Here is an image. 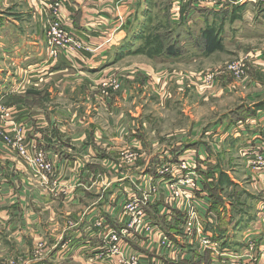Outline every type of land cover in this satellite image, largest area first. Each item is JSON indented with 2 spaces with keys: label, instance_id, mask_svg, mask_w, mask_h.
<instances>
[{
  "label": "crops",
  "instance_id": "1",
  "mask_svg": "<svg viewBox=\"0 0 264 264\" xmlns=\"http://www.w3.org/2000/svg\"><path fill=\"white\" fill-rule=\"evenodd\" d=\"M257 1L242 0L241 3L236 4L235 9L230 13L236 16L233 20L232 17H226L229 13H222L224 16L221 22L222 32H225L226 19L230 24L241 18L248 19L247 26L250 18L254 17L259 21L264 19L262 10L252 14L254 16L250 18L246 17L248 7L255 5L253 3ZM48 2L49 0H0V54L2 66L6 67L3 70L0 66V100L16 98L22 91L20 88L27 84L30 85L28 89L41 86L49 88V85L52 88V82L59 80L64 84L63 91L55 92L52 89L49 92L55 96L70 97L73 100H77L76 98L83 93L85 95L80 99L84 98V100L78 103L84 108L78 111L70 108L57 109L54 113L45 116L41 107H30L20 103V105L5 107L0 104L3 110L13 115L12 118L6 119L7 122L0 120V132H5L12 140L16 137L22 138L31 148H43L50 153L51 159L55 162L53 174L42 176L35 172L25 160L19 158L12 148L0 141V264H25L29 257H42L46 264H59L58 261H61L64 255L69 256L67 261L80 260L81 262H78L80 264H99L97 261H103V259L97 258L93 250L103 246L106 241L102 235L112 231L120 234L121 246L120 253L110 258L118 262L122 258L128 261L134 260L133 264H136L135 261L141 263L143 256L147 257L146 253H150L144 248L152 247L153 237L157 243V248L154 247L155 252L161 257L157 234H147L139 228L129 226V218L121 210L124 199V195L122 197L121 194L123 190L135 188L136 185L137 188H142L141 191L135 188L140 195L148 188L150 179L153 178L152 183L155 182L156 165L159 164L158 156L164 152V149L157 152L159 145L157 142H152L151 147L154 152L149 155L142 150L141 143L136 140L134 134H130L126 109L121 108L122 102L127 103L128 95H130L126 90H122L113 100L110 96L107 102L97 103V108L96 105L90 104L94 88L92 86L101 88L104 83L119 81L116 78L118 76L113 75H110L111 79L105 81L103 78L108 76L109 72L115 71L125 77L119 65L133 56H126L120 61L115 58L114 64H112L114 61L112 57L119 52L118 46L125 37L126 29L115 34V42L109 47L96 52L83 51L73 62L62 55L56 59V62L51 61L45 43V34L51 18L50 11L46 8ZM118 2L119 0H68L61 11L64 25L70 34L83 39L85 46L94 48L104 40L105 36L113 32L117 26V17L123 16L129 28L135 22V14L140 11L139 14H142L140 17H142L144 4L148 6L146 0H128L121 6ZM152 3L154 4V0ZM187 5L192 6L185 4L178 12H175L170 0L165 8L166 13L162 12L166 24L171 25L169 22H172L178 25L184 19L190 29L192 24L198 21L203 23L204 28L207 22L209 24L217 20L213 15L208 16L202 11L206 8L199 6L187 8ZM259 21L256 23L264 25V22L259 23ZM216 25L219 26L220 22L218 21ZM134 49L137 50V46ZM156 56L153 59L160 63L158 66L165 68L156 69L155 64L147 67L148 73L145 76L152 86V89L147 90L149 97L157 94L158 91L154 93L155 87L159 89L161 95L163 91L168 92V87L173 82L179 86L188 82L194 83V78L188 73H182L173 68L172 64L176 63L180 57ZM257 59L259 60L252 62L253 65L264 66V60L259 57ZM171 70L179 74L177 78L168 74ZM72 83L77 86L66 89ZM52 109L54 108L49 107V111ZM238 109L241 107L236 110ZM105 110L107 115L104 114ZM257 113H260V121L264 128V102H262V109H257L253 116ZM113 118L115 120L111 123ZM32 119L35 122L30 123ZM112 126H114L113 129H111ZM234 129L240 130L241 133L233 137ZM257 130H251L247 142L252 141L259 145ZM249 132V130L246 132L238 129L236 124L232 125L230 120L225 119L204 130L200 134V145L197 147L192 146L194 143L198 144L199 140H196V143L187 138L185 142L184 138L181 144L173 145L174 150H166L167 157L176 161L178 155L191 150L197 151L198 169L203 170L209 178L208 184L215 189V184L220 180V170L216 168V152H219L220 148L218 150L217 148L222 141L219 137L223 136L222 139L232 141L235 148L241 149L247 142L238 146V139L241 136L246 137L248 135L246 133ZM164 138L167 139V137ZM183 143L188 146H184ZM189 146L191 148L187 149ZM131 158L132 161H130ZM94 159L99 160L96 164L105 169V171L102 169V174L99 173L101 171L96 172L93 169L91 162ZM249 174L252 194L251 190L235 183L227 174L231 183L228 187H226L227 184H223L222 190L221 188L216 190L219 196L216 206L212 202L214 197L209 193L210 198L208 195L204 197L208 205L207 210L200 207L195 210L199 214L202 233L209 234L216 242L221 243V246L226 239H233L232 234H225L226 229L229 228L227 225L232 224V214L234 216L236 211L241 217L249 213L247 210L251 205L242 202V199L245 197L253 199L256 216L261 210L258 200L264 195V172L254 174L249 169ZM223 192L230 196L231 200L225 202V197L221 194ZM233 194L237 199L240 196L241 202L239 199L237 202ZM230 201H234V204ZM235 205L237 210L234 208ZM171 206L163 203H151L144 206L146 214L160 229L164 230L163 226L173 222L174 230L178 231L177 234L166 235L167 240L172 243L171 248L166 249L168 258L161 261L165 264H173L174 259L177 264H188L190 261L193 264H201L204 260L208 262L209 257L206 253L210 252L199 248L198 234L195 233L191 240L182 235L181 225L185 213L181 212L182 209L179 207ZM154 212L161 216L163 226L158 218L156 219ZM240 223L241 226L238 225L236 231L241 230L242 240L246 242L247 238H250L256 242L257 246L259 243L255 252L258 261L248 262V264L264 263V221L261 219L260 224L253 225L251 231L247 230L249 225L242 218ZM236 225V223L233 225V230ZM139 254L141 256H138ZM19 257L25 259L20 261ZM151 257L147 259L152 261Z\"/></svg>",
  "mask_w": 264,
  "mask_h": 264
},
{
  "label": "rangeland",
  "instance_id": "2",
  "mask_svg": "<svg viewBox=\"0 0 264 264\" xmlns=\"http://www.w3.org/2000/svg\"><path fill=\"white\" fill-rule=\"evenodd\" d=\"M152 2L153 0H146L148 6L144 4V9H143L144 14L142 17H140L142 15L139 14L140 11L135 14L136 15L135 22H133L132 26L128 28V31L125 30L126 32L124 34L125 37L123 38V40H121L118 46L120 47L121 44H123V42L128 38L127 39L128 44L132 46V48L133 47L135 48V46H137V48H140V46H143V44L145 43L147 44V47H144L140 52L138 51L134 55L127 54L128 49L126 50L122 49L121 51L119 50V52L112 57L114 58L112 64L115 63L116 61L115 58L116 59L118 58V60L120 61L126 56H133V58L126 59L125 61H123V63H121V65H119V69H121L125 77L117 74L118 72L115 73V71L109 72L108 76H104L103 78L105 81L111 79L110 75L118 76L116 78L119 81H115L113 83H111V81L104 83L101 85V88L100 86L98 87L92 86L94 88L92 90V95H91L92 100L90 101V104L91 105L93 104V106L96 105L97 108L98 105L97 103H103L104 101L107 102V99H109L110 96L113 100L116 96H118L121 93L122 90H126L127 92H129L130 95H128L127 103H124L123 101L121 108L126 109V114L128 115L126 116V119L130 125V134H134L136 140L140 141L142 150L146 151L145 153L148 154L149 153L153 154L154 152L152 151V147H151L152 142L158 143L159 146L157 152L162 151V149H164V152H166L167 149L169 151L174 150L175 148H173V145L174 144L179 145V143L181 144V142L183 141L182 139L184 138H185L184 139L185 142L187 138H190V140L191 139L194 140L193 142L196 143H197L196 140H199L198 141L199 143L197 144L198 146L200 145V134H202L203 131L209 128L211 125L217 124L225 119L230 120V113L235 111L237 108L241 107L253 111L255 106L260 105V103L264 102V66L259 67L253 65L252 63L255 62L256 60L257 61L259 60L257 59V57H259L260 59L262 58L264 60V25L256 23V21H259V19H255L254 17L250 18L254 16L252 15L254 13L259 12L261 10L264 11V0H261V2L260 0H258L256 3H253L255 5H251L250 7H248L249 17L247 15L246 17L251 19L249 20L250 23L248 24V26H247L248 19L244 20L241 18V20L234 21L231 24L228 23L227 21L228 19H226V22L224 24L225 32L223 31L221 33V38L223 40V43H225V47H223L221 51L214 52L210 55L201 54L200 48L197 47L198 42L200 44V40L198 41V37H200V29L203 28L202 22L200 21L194 22L191 26V29L187 26V24L184 27L177 28L176 32L177 30H179L178 32H181L182 29L185 30V32H182V34L178 38L181 44V48L183 49V52L182 55L180 56V59H178L176 63H173L172 66L173 68H176L180 72L186 74L188 73L190 76H192V78H194L193 79L194 83L192 84L188 82L185 85L183 84L179 86V84L173 82L169 85L168 92L163 91L161 95L159 89L155 87L154 93L158 91L157 94L156 95L153 94L152 96L149 97L147 95L149 94V91L147 90H150L152 86L151 83L147 80V77L145 76L148 73L147 67L151 64H155L156 69L165 68L160 65L158 66V64L160 63H158L153 59L157 56L153 55L155 51L151 52V49H154L156 43L160 42V40L161 41L165 40L164 39L165 36H163L162 34H165V32H167L166 28L171 29L172 27H176V25H174L172 22H169L171 24L170 25L171 27L170 26L167 27V24L163 20V16H162L163 11L166 13L165 8L170 3V0H154V4ZM232 10H233V6H230L226 9V11L229 12V14L232 12ZM220 11L221 10L219 11L210 10L209 12L211 14L210 13L209 14L210 15H214L213 13L218 14L220 13ZM166 19L168 20V18ZM216 21L218 22V19L215 20V22ZM261 21L264 22V19L262 18V20H260L259 23ZM48 29L49 26H47V30ZM171 35L172 37H176L175 32H172ZM48 39L49 36L46 33L45 34L46 45ZM79 41H81L83 44L81 45V47L83 49H86L83 39L79 38ZM102 42L97 44L94 48H92L89 45L91 47V50L89 52H96L97 50L102 49L101 47ZM83 51L86 50H80L75 53H70L65 58L68 61L73 62L77 58L76 56ZM60 56L61 55L58 54L54 58L48 55L49 59L55 62L56 59H58V57ZM243 58H247L246 73L244 77L236 78L233 75L229 74L227 69H224L226 65L241 60ZM0 64H1L0 66L3 65L1 54H0ZM4 68L6 67L2 66L3 70ZM168 74L171 75L173 78H177L176 76L179 75L177 72H173L172 70ZM210 74H216L214 83L203 84L202 79L204 78V75H210ZM104 85L105 87H103ZM28 86L30 85L27 84L23 86V88H20L22 91L19 94V96H17L16 98L14 99L4 98L3 100H0V104L5 107L16 106L17 104L18 105L24 104L30 107L33 106L41 107L44 110L45 116H48L52 112L54 113L57 109L70 108L71 110L78 111L79 109L84 108V106L79 104L84 100V98L83 100L80 99L82 96L85 95L83 93L80 94L79 98L78 97L76 98L77 100H73L70 99V97L67 98L63 96L58 97L57 95L55 96L53 93L49 92V90L52 89L55 92L63 91L62 89L64 84H62V82H59V80H57L56 82H52V88L51 85H49V88L47 86H41L36 89L35 88L28 89ZM70 86L76 87L77 84H73V83L69 84V86L66 89H70L69 88ZM106 106L108 105L106 104ZM49 107L54 109H52V111H49ZM255 112H257L256 109ZM104 114L107 115L106 110ZM12 117L13 115L11 114L9 118ZM114 120L115 119L113 118L111 123H113ZM31 122H35V121L32 119L30 123ZM113 128L114 126H112L111 129ZM237 133H241V131L234 129L233 137L236 136ZM250 133L251 131L249 133H246L248 134L246 135V137L241 136V138L238 139L239 141V143L237 142L238 146L247 142ZM164 137H167V139H165ZM219 138H221L222 141H220L221 142L219 144L220 146H218L217 148V150L220 148L219 152L218 153L216 152V158H217L216 168L218 167V170H220V174L223 173L224 175L228 174L229 176H231V178H233L235 183H238L242 185L244 188L251 190V194H252V188L250 186L251 176L249 174V167L247 163H245L246 160L242 159L243 158L242 150L238 149L237 147L235 148V145L232 144V141L228 142L227 140L222 139L224 138L223 136H220ZM183 145L188 146V144L186 143H183ZM192 147L195 148L196 146L193 145ZM198 149L203 150L201 148ZM151 160L154 161V159ZM98 161L99 160L95 161L94 159V161H92L91 163L93 164L94 167L93 169H95L96 172L101 171L99 173L102 174L103 167H100V165L96 164V162L98 163ZM103 170L105 171V169ZM229 176L228 178H230ZM234 182L232 184H234ZM230 183L231 182L229 181V184ZM235 185L238 186L237 184ZM226 187H228V184ZM161 190H163L162 187ZM221 194L223 195V197H225L224 199L225 202H228L227 200H231L229 199L230 196L225 195L224 192ZM238 199L241 202L240 196ZM242 200H243L242 202L251 205L250 209L247 210V212L249 213L246 214V216H241V217L238 215V212L236 211L234 213V216L232 214V219H233V221L231 220L232 224L227 225L229 228L226 229V233H225V234L230 233L233 235L232 240L225 241L228 245L232 244V245H239L242 247L245 244L244 240H242L243 237L241 236L242 235L241 230L238 231H236L237 229L233 230V225L235 223L241 226L240 223L241 218L247 225H249L247 228L248 231L252 230L253 225H255V222L257 221L258 216H256L255 213L256 209H254L255 207L253 205V199L249 197L248 198L245 197ZM156 202L157 201H153V203L157 204ZM231 204H234V201H232ZM227 205L229 207V203H227ZM172 206L174 208L177 207V205L174 204H172ZM234 208L237 210L236 205ZM181 212L185 213L183 209ZM154 215H156V219L158 218L159 222H161V225L163 226V220L161 216L157 215L155 212ZM168 223L169 224H167L166 226H163L164 230L161 229L160 235H158L157 233V238L160 239L161 241L162 238L165 239L168 235H173V233L176 234L178 233V231L174 230L175 227L173 226H175V224L173 222L172 224L171 222ZM183 224L181 225V228L184 231ZM263 232H264V228H263ZM192 236H195V234L193 233L191 236H189V238H191ZM152 240H153L152 247L149 246L147 248L146 247L144 248L150 252L149 254L146 253L147 257H151L150 255L153 256L158 255L155 252V248H157L156 247L157 243L155 241V238L153 237ZM170 248H171L170 246L164 248L159 245L158 249L160 251L159 254L162 255L161 257L160 255L156 256L155 258L151 257L152 261L151 260L149 261L147 257L143 256L141 263L139 261L137 262L135 261V263L165 264V262H162L161 260L164 258H168V250L166 249H170ZM163 251H165V253H163ZM138 256H141V254H139ZM62 258L63 259L61 261H58L59 264H80L78 262H81L80 260L67 261L68 260L67 258H69V256L66 257V255H64ZM97 258H99V256H97ZM18 259L20 261L21 260L23 261V259L25 258L19 257ZM36 259L37 258L35 257H29L26 263L35 262ZM41 259L44 258L39 257V261ZM101 259H103V261L98 260L97 263L99 264H133L134 263V260L128 261V260H123L121 258L120 261L118 262L117 260L112 258L107 259L106 256H101ZM173 264H177L175 259L173 260ZM188 264H193V262L190 261ZM201 264H215L210 253H209L208 262L207 261L205 262L204 260L201 262ZM262 264L264 263L262 262Z\"/></svg>",
  "mask_w": 264,
  "mask_h": 264
},
{
  "label": "built area",
  "instance_id": "3",
  "mask_svg": "<svg viewBox=\"0 0 264 264\" xmlns=\"http://www.w3.org/2000/svg\"><path fill=\"white\" fill-rule=\"evenodd\" d=\"M68 0H49L46 4V8L50 11L51 18L49 23V29L46 31L49 39L47 41L48 55L56 57L58 54L67 57L70 53H75L80 50L90 51L91 47L85 46L86 49L81 47L82 42L79 41L73 34L66 29L63 20L62 8L64 3ZM128 0H119L120 6L126 3ZM242 0H171L172 8L175 12H178L185 4H191L192 6H199L209 10H222L230 6H235L241 3ZM119 7V6H118ZM127 30V20L123 16L117 17V26L113 32L108 36H105L104 41L101 44L102 49L109 47L115 42V34ZM110 44V45H109ZM100 48V47H99ZM247 58H243L236 62H232L225 66L229 74L236 78L245 76L246 73ZM216 74L204 75L203 84L214 83ZM112 83V82H111ZM110 83V84H111ZM105 87V85L103 86ZM260 113L255 116L249 117L244 121H238L236 127L242 131L257 130V140L259 145H256L252 141H248L245 146L241 148L243 158L250 171L254 174H261L264 172V128L262 121L259 117ZM11 116L10 112L3 110L0 107V120L7 122ZM1 124V123H0ZM247 129V130H246ZM0 141L5 145L12 148L16 154L22 157L23 160L29 164L32 169L41 174L42 176H48L53 174L55 170V162L51 159L49 152L43 148H31L28 143L22 138L16 137L11 139L5 132H0ZM29 150V152L27 150ZM197 151L191 150L184 154L178 155L176 161H173L171 157H167L166 152L160 153L158 156L159 164L156 165L155 174L157 179L152 183L153 178L148 182L150 183L148 188L138 195L137 190L141 191L142 188H127L123 190L121 196L124 199L121 203V210L124 215L129 218V226L132 228H139L147 234L155 233L161 234V229L152 222L149 216L144 210L145 205L153 203H163L167 205H177L185 211V218L183 220L184 231L182 235L191 240L189 236L193 233L198 234L199 248L203 251H209L215 264H248L256 263L258 257L255 256L257 246L256 242L250 238H247L244 242V246L237 248L236 245L230 244L223 247L219 242H216L209 234L204 235L200 228L199 214L195 211L197 208H203L207 210V201L204 199L205 194L201 192L200 178L198 175L199 163L196 161ZM133 159L131 158L130 161ZM1 171V170H0ZM161 187L163 190H161ZM164 191V192H162ZM197 192L201 193V197L198 198ZM183 199V200H181ZM259 211L255 226L261 223V219L264 221V195L263 198L258 200ZM208 214L211 213L209 212ZM183 230V229H182ZM106 241L103 246L94 248L93 253L97 256H106L110 258L120 253L121 238L120 234L116 231L109 232L102 235ZM264 237V234H263ZM228 240V239H226ZM159 245L162 247L171 246V243L167 238H162V241L158 239ZM163 242V243H162ZM29 264H46L39 258L35 262Z\"/></svg>",
  "mask_w": 264,
  "mask_h": 264
},
{
  "label": "trees",
  "instance_id": "4",
  "mask_svg": "<svg viewBox=\"0 0 264 264\" xmlns=\"http://www.w3.org/2000/svg\"><path fill=\"white\" fill-rule=\"evenodd\" d=\"M190 7H192V6L187 5V8H190ZM195 7H197V6H195ZM233 9H235L234 6H233ZM202 11L206 12L208 14V16H210V14H211L210 12H208L207 9L202 10ZM222 13L226 14L229 12H227L226 9H222L220 11V13H218V14L213 13L214 18L218 19V21L220 22L219 26L216 25V22L209 23V24L207 22V24L205 25L203 30L200 32V37H198V41L200 40V44L198 42L197 47L200 48L201 54L210 55L214 52L221 51L223 49V43H222V38H221V32H222L221 22L223 21L224 16ZM226 17H229V18L232 17L231 19L233 20V19H235L236 16H234V14H229ZM178 25H176V27H172L171 29L166 28L167 32H165V34H162L163 36H165L164 37L165 40H163V41L160 40V42L156 43L155 48L151 49V52L155 51L153 53V55H164V56L172 57V58L180 57L182 55L183 49L181 48V44H180V41L178 40V38L182 34V32H185V30L182 29L181 32H178L179 30H177V32H176V29L184 27L186 25V22H184V19H182ZM168 26H170V25L168 24L167 27ZM172 32H175L176 37H172V35H171ZM127 39L123 42V44H121V46L119 47L118 50L121 51L122 49H124V50L128 49L127 54H131V53H137L138 51L140 52L144 47H147V44L145 43V44H143V46H140V48L135 50L134 47L132 48V46H130L128 44ZM120 55H121V53H120ZM255 109L256 110L262 109V103H260V105L255 106L253 111H251L249 109H244V108L242 109L241 108V109H238V110L232 112L230 114V121H231L232 125L236 124L238 121H244L245 119L252 117L256 113ZM193 145L197 147V144L196 145L193 144ZM188 148H191V147H187V149ZM198 175L200 178L201 192L204 193L205 196H207V195L209 196V193H211V196L214 197L212 202L216 206V202L219 200V196H218V193L216 190H218V188H221V190H222L223 184H229L228 176L226 174L224 175V173L220 174V172H219L220 180H219V183L215 184L216 188L214 189V188H211V186L208 184L209 178L203 173L202 169H198ZM235 194H233L234 198H235ZM197 196H198V198L201 197V193L197 192ZM211 196H209V198ZM235 199L237 200V198H235ZM237 202H238V200H237ZM244 212L245 211H243V213ZM237 227H238V225L236 227H234V229H237ZM226 246H229V245L226 242H224L223 247H226ZM206 254L209 257V254L208 253H206Z\"/></svg>",
  "mask_w": 264,
  "mask_h": 264
},
{
  "label": "bare ground",
  "instance_id": "5",
  "mask_svg": "<svg viewBox=\"0 0 264 264\" xmlns=\"http://www.w3.org/2000/svg\"><path fill=\"white\" fill-rule=\"evenodd\" d=\"M26 150H27V149H26ZM27 151L29 152V150H27ZM19 158H22V157L19 156ZM27 162H28V161H27ZM28 163H29V162H28ZM29 164H30V163H29ZM30 165H31V164H30Z\"/></svg>",
  "mask_w": 264,
  "mask_h": 264
}]
</instances>
